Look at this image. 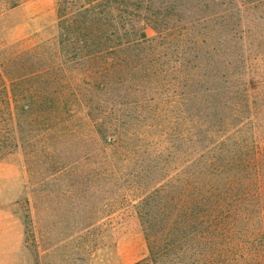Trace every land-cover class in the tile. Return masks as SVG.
<instances>
[{
    "label": "rangeland",
    "instance_id": "374dc122",
    "mask_svg": "<svg viewBox=\"0 0 264 264\" xmlns=\"http://www.w3.org/2000/svg\"><path fill=\"white\" fill-rule=\"evenodd\" d=\"M0 264H264V0H0Z\"/></svg>",
    "mask_w": 264,
    "mask_h": 264
}]
</instances>
